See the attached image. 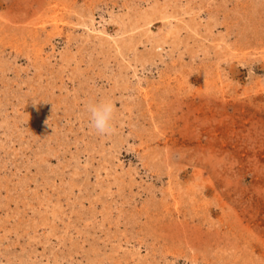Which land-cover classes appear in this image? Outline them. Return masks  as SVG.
I'll return each instance as SVG.
<instances>
[{"label": "rangeland", "instance_id": "obj_1", "mask_svg": "<svg viewBox=\"0 0 264 264\" xmlns=\"http://www.w3.org/2000/svg\"><path fill=\"white\" fill-rule=\"evenodd\" d=\"M0 264H264V0H0Z\"/></svg>", "mask_w": 264, "mask_h": 264}, {"label": "clouds", "instance_id": "obj_2", "mask_svg": "<svg viewBox=\"0 0 264 264\" xmlns=\"http://www.w3.org/2000/svg\"><path fill=\"white\" fill-rule=\"evenodd\" d=\"M89 126L96 134L107 136L114 131L115 108L113 102L101 97L85 106Z\"/></svg>", "mask_w": 264, "mask_h": 264}]
</instances>
